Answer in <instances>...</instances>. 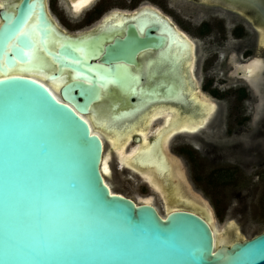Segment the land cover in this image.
<instances>
[{
    "label": "water",
    "instance_id": "95a60500",
    "mask_svg": "<svg viewBox=\"0 0 264 264\" xmlns=\"http://www.w3.org/2000/svg\"><path fill=\"white\" fill-rule=\"evenodd\" d=\"M2 18L0 264H264V231L216 246L209 217L187 201L161 214L153 196L137 202L108 181L106 141L85 117L105 105L103 119L127 132L155 104L184 101L169 56L139 59L166 45L157 26L139 17L124 38L121 23L74 37L59 33L40 0H19ZM47 81H62L58 96ZM158 139L149 146L164 157Z\"/></svg>",
    "mask_w": 264,
    "mask_h": 264
},
{
    "label": "flooded vegetation",
    "instance_id": "af4514ba",
    "mask_svg": "<svg viewBox=\"0 0 264 264\" xmlns=\"http://www.w3.org/2000/svg\"><path fill=\"white\" fill-rule=\"evenodd\" d=\"M40 1L59 33L67 31L74 37L98 36L103 29L121 23L125 24L124 38L134 19L148 18L157 26L153 34L167 43L164 48L148 49L139 59L147 63L169 56L176 67L175 83L182 81L184 97L183 103H158L150 113L169 108L178 110L179 121H194L191 131H181L171 141L181 156L191 164L206 160L207 167L202 168L220 164L225 170L240 172L264 167V0H91L87 6H82L81 0ZM18 3L0 0V26L3 14L14 13ZM68 25L81 31L71 32ZM139 36L144 38L143 33ZM169 43L170 53H166ZM151 68L158 74L167 71L166 66L156 64ZM210 74L220 78L217 83L211 81L208 91L203 82L205 75L210 80ZM210 104L215 109L209 119ZM204 119H209L208 123ZM194 128L200 130L193 132ZM158 138L150 137L152 141ZM164 163L169 168V162ZM178 164L182 168V160ZM135 176L159 195L140 173Z\"/></svg>",
    "mask_w": 264,
    "mask_h": 264
},
{
    "label": "bare ground",
    "instance_id": "6f19581e",
    "mask_svg": "<svg viewBox=\"0 0 264 264\" xmlns=\"http://www.w3.org/2000/svg\"><path fill=\"white\" fill-rule=\"evenodd\" d=\"M191 67H193L194 69V66ZM33 75L42 81L44 80V75L41 73L35 72ZM47 82H48L47 85L51 89V91L54 94H57L56 96H58V91L60 89V86L62 85V81H47ZM181 83L179 82V88L182 90V86L180 85ZM182 91H180L181 97L183 95ZM210 106H211L210 111L207 114L208 115L207 118L209 119L210 117H212L211 115L213 114L215 109L212 104H210ZM95 109L96 110L94 111V114L93 115L89 114L88 116L85 117V119L91 124L93 131L96 134L100 135V137H102L106 141L105 157H104L105 174L107 176H110L111 174L110 172L112 170L111 164H113L114 159L117 160L118 165L120 166L121 169L125 167H129L130 169H132L134 173H136L137 170V172L144 177L145 182L146 181L149 182V184L153 187L154 191L158 192V194L162 196V198L165 200L163 214H167L171 210L170 208L172 206H175L177 203L182 205L184 201H187V205H189L190 208H192L193 210L195 209L201 214L209 217V222L215 235L216 246L227 243L228 239L224 238L222 235L223 233L222 231L224 230H221L216 225L213 217V213L209 209V206L206 205L193 192V190H191V185L189 184V181H187L188 179L186 178L182 168L178 164L179 162L173 160V158L170 157L168 152L170 143L172 139H174L176 134H178L181 131L184 132L186 130H189L190 125H192L194 121L193 122L190 121L191 123L189 122L190 124H187L188 120L186 119L183 121L178 120V113H177L178 110H174V109L170 110L169 108L168 109L159 108L160 110L156 109L155 111H153V113H151V115L147 114V117L143 119L141 118L139 122L137 121L134 125L129 126L127 132H124L125 129L128 127H125L122 130H118V128H120L119 125H115L103 119V115L100 113L98 107H96ZM150 112L152 111H149V113ZM195 115H197V113ZM195 115H193V117ZM209 119L206 120L204 119L205 120L204 122L208 123ZM144 121H146V125ZM158 122H160V124ZM207 128L208 127H206L205 129ZM199 130H200L199 128H194L193 132ZM136 133L141 135L142 143L133 146L132 141L134 138V134ZM151 136H159L158 144L160 143L161 148L165 154L164 156L165 160L168 161L170 164L169 169H166L164 161L162 159L160 160V155L157 153L156 146L153 147L149 146L151 141L150 139ZM170 182L176 186L169 185ZM144 198H145L143 200L144 202L153 203V198H146V197ZM179 201H181V203ZM229 229L232 231L231 232L232 234L235 233L236 236H240V233L238 232V229L235 227L234 223L229 226Z\"/></svg>",
    "mask_w": 264,
    "mask_h": 264
},
{
    "label": "rangeland",
    "instance_id": "374dc122",
    "mask_svg": "<svg viewBox=\"0 0 264 264\" xmlns=\"http://www.w3.org/2000/svg\"><path fill=\"white\" fill-rule=\"evenodd\" d=\"M68 28L71 32L81 31L75 26L68 25ZM211 77L210 74L209 80L208 75L204 76L203 83L206 84L205 87L208 91L212 89L210 86L211 81L217 83L220 78L218 76ZM174 92H180L179 85L174 89ZM205 92L208 94L207 91ZM105 109L107 107L104 105L99 108V111ZM132 145L135 144L132 143ZM168 152L170 157L177 159L178 162L182 160V170L185 176L187 175L189 184L193 187V192L206 205L209 204L216 225L224 230L222 231L224 238H229L232 235L229 224L233 221L236 222L235 227L242 238H249L264 231V167L251 169L250 171L241 170L240 172L230 171L228 167L225 170L220 167V164L217 167L202 168L207 167L205 165L206 160L197 159L194 164L189 163L186 157L181 156V151L175 146V142L170 143ZM115 161L112 164V175L108 178L114 190L130 196L137 202L144 197L155 196L157 202L154 203L163 214L162 197L156 195L137 176H133L130 172L119 171ZM219 167L222 169L213 171ZM240 193L241 196L239 197Z\"/></svg>",
    "mask_w": 264,
    "mask_h": 264
},
{
    "label": "snow or ice",
    "instance_id": "6c2138e0",
    "mask_svg": "<svg viewBox=\"0 0 264 264\" xmlns=\"http://www.w3.org/2000/svg\"><path fill=\"white\" fill-rule=\"evenodd\" d=\"M91 3V0H81V4H82V6H87L88 4H90ZM3 7V5L2 4H0V8H2ZM24 33L23 32H21V35H23Z\"/></svg>",
    "mask_w": 264,
    "mask_h": 264
}]
</instances>
